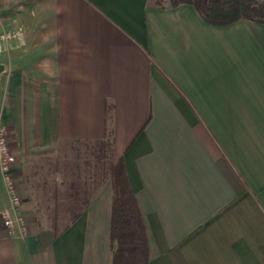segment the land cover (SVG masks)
<instances>
[{"label": "crops", "instance_id": "crops-1", "mask_svg": "<svg viewBox=\"0 0 264 264\" xmlns=\"http://www.w3.org/2000/svg\"><path fill=\"white\" fill-rule=\"evenodd\" d=\"M9 1L29 23L0 39V127L28 230L6 232L0 177V264H111L109 177L54 234L20 173L30 154L107 135L148 264H264V25L212 26L152 0Z\"/></svg>", "mask_w": 264, "mask_h": 264}, {"label": "rangeland", "instance_id": "rangeland-1", "mask_svg": "<svg viewBox=\"0 0 264 264\" xmlns=\"http://www.w3.org/2000/svg\"><path fill=\"white\" fill-rule=\"evenodd\" d=\"M152 1L155 3V0ZM18 5L20 4L11 3L9 0H0L2 41L13 36L9 33L13 29L22 33L23 27L29 23V19L22 17V7ZM17 37L22 42L23 35L19 34ZM16 52L22 54L23 50ZM9 53L11 52L0 50L2 64H6ZM109 163V147L90 141L71 142L60 145L49 154L35 152L26 156L20 171L22 181L31 175L42 186L39 195L31 193L27 188L28 201L33 206L32 219L37 227L60 231L67 225L72 214L82 207L90 192L108 174ZM17 189L21 198L18 184ZM20 201L22 202V198ZM20 215L24 222V235L28 225L24 216L21 213Z\"/></svg>", "mask_w": 264, "mask_h": 264}, {"label": "trees", "instance_id": "trees-1", "mask_svg": "<svg viewBox=\"0 0 264 264\" xmlns=\"http://www.w3.org/2000/svg\"><path fill=\"white\" fill-rule=\"evenodd\" d=\"M159 8H175L180 4L192 5L203 20L212 26H226L238 20H247L264 25V0H155ZM99 145L109 147L108 176L112 186V203L109 231L111 264H148V242L145 225L127 180L122 159H114L112 139L106 136ZM31 175L25 178L28 190L39 195L42 186ZM34 180V181H33ZM82 207L72 214L73 222ZM40 208V207H39ZM65 225L60 231L65 230Z\"/></svg>", "mask_w": 264, "mask_h": 264}, {"label": "built area", "instance_id": "built-area-1", "mask_svg": "<svg viewBox=\"0 0 264 264\" xmlns=\"http://www.w3.org/2000/svg\"><path fill=\"white\" fill-rule=\"evenodd\" d=\"M15 161V157L8 148L5 129L0 127V177L5 185L11 207V211L4 212L1 217L6 232L10 235L14 233L15 229L21 233L24 230V222L19 212L21 198L12 174Z\"/></svg>", "mask_w": 264, "mask_h": 264}, {"label": "water", "instance_id": "water-1", "mask_svg": "<svg viewBox=\"0 0 264 264\" xmlns=\"http://www.w3.org/2000/svg\"><path fill=\"white\" fill-rule=\"evenodd\" d=\"M2 69H3V68H2V66L0 65V72L2 71Z\"/></svg>", "mask_w": 264, "mask_h": 264}]
</instances>
